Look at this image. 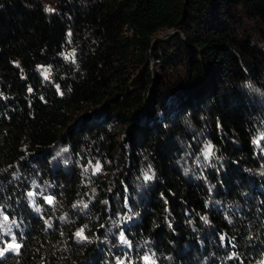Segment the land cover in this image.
Segmentation results:
<instances>
[{
	"label": "trees",
	"instance_id": "1",
	"mask_svg": "<svg viewBox=\"0 0 264 264\" xmlns=\"http://www.w3.org/2000/svg\"><path fill=\"white\" fill-rule=\"evenodd\" d=\"M0 213V264L259 261L264 0H0Z\"/></svg>",
	"mask_w": 264,
	"mask_h": 264
},
{
	"label": "rangeland",
	"instance_id": "2",
	"mask_svg": "<svg viewBox=\"0 0 264 264\" xmlns=\"http://www.w3.org/2000/svg\"><path fill=\"white\" fill-rule=\"evenodd\" d=\"M247 26L249 27L250 31H253L254 34H259L258 33V29H256V24H254L251 21H247ZM174 30H172L171 28H159L156 30L155 32V36L157 38H160L162 40H166L168 38H170L172 32ZM149 67H153L152 64V60L149 61ZM154 70V69H153ZM47 73L44 72V75H46ZM144 109L139 110V114L144 115ZM121 136L125 134L124 131L121 132ZM194 139L198 140V148H197V152L194 150H183L179 151L178 157L179 159H186L187 161H189V165L191 167H194L196 169V171H198L202 165L204 164V162L206 161L207 158H205L204 156V145H205V139H203L202 134L200 133L199 135L193 134ZM182 147L183 146H187V143H181ZM144 170H147L146 173H149V170L147 168H144ZM145 173V172H143ZM140 178H142V175H140ZM125 189L127 191V186H125ZM124 201V200H123ZM6 216H3L0 213V251H3L5 248H8L9 245H16L17 247H15L14 249H10L9 251L4 252V254L2 256H0V258L4 257L5 255L8 254H15L18 250V244L17 241L15 240L14 237V233H13V224L12 221L10 220H5ZM130 244V241L127 240V244ZM121 261L119 260H114L112 263L113 264H117L120 263ZM145 264H149V262H146ZM151 264V262H150ZM255 264H264V255L262 256V258L255 262Z\"/></svg>",
	"mask_w": 264,
	"mask_h": 264
},
{
	"label": "snow or ice",
	"instance_id": "3",
	"mask_svg": "<svg viewBox=\"0 0 264 264\" xmlns=\"http://www.w3.org/2000/svg\"><path fill=\"white\" fill-rule=\"evenodd\" d=\"M49 11H51V10L49 9ZM45 79H47V76H45ZM57 88H58V90H59V86H57ZM30 90H31V89H30ZM254 142H255V141H254ZM212 154H213V153H212V151H211V145H207V146H206V151L204 152V156H205V158H208V157H209L210 155H212ZM97 169L99 170V165H97ZM145 179L148 180V179H151V177L148 176V175H145ZM33 195H34L33 192H28V197H29V198L33 197ZM47 199H48V202H49V203L52 202L50 197L47 198ZM85 207H86V205H85ZM37 210H39V209H37ZM5 220H7V217H5ZM77 236H81V232H78V233H77ZM121 240H122L124 243H127V240L124 238L123 234L121 235ZM15 247H17V246H16V245H9L8 248H5L3 251H0V256H2V255L4 254V252L9 251L10 249H14ZM146 259H147V258H146Z\"/></svg>",
	"mask_w": 264,
	"mask_h": 264
}]
</instances>
